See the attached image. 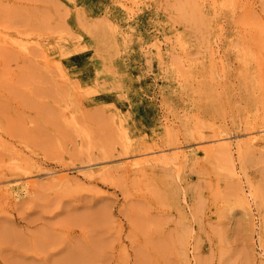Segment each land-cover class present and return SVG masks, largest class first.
I'll use <instances>...</instances> for the list:
<instances>
[{
    "label": "rangeland",
    "instance_id": "374dc122",
    "mask_svg": "<svg viewBox=\"0 0 264 264\" xmlns=\"http://www.w3.org/2000/svg\"><path fill=\"white\" fill-rule=\"evenodd\" d=\"M0 264H264V0H0Z\"/></svg>",
    "mask_w": 264,
    "mask_h": 264
},
{
    "label": "bare ground",
    "instance_id": "6f19581e",
    "mask_svg": "<svg viewBox=\"0 0 264 264\" xmlns=\"http://www.w3.org/2000/svg\"><path fill=\"white\" fill-rule=\"evenodd\" d=\"M153 1H154V0H153ZM117 3H118V2H117ZM132 4H133V3H132ZM131 6H132V5H131ZM184 7H185V6H184ZM130 9H131V8H130ZM183 10H184V9H183ZM128 11H129V10H128ZM131 13H132V12H131ZM236 19H237V18H236ZM240 19H241V18H240ZM65 27H66V26H65ZM112 28H113V27H112ZM70 29H71V28H70ZM58 31H59V30H58ZM20 37H21V36H20ZM23 37H24V36H23ZM25 38H26V37H25ZM27 38H30V37L27 36ZM7 39H8V37H7ZM22 39H23V38H22ZM38 39H39V38H38ZM15 40H16V39H15ZM15 40H14V41H15ZM44 40H45V39H44ZM15 42H17V44H19V43H18V40L15 41ZM20 42H21V41H20ZM31 42H32V41H31ZM41 42H42V41H41ZM35 43H36V42H35ZM14 44H15V43H14ZM178 44H179V43H178ZM180 44H181V43H180ZM19 45H20V44H19ZM22 45H23V44H22ZM22 45H20V46H22ZM40 45H41V44H40ZM27 46H28V45H27ZM29 46H30V45H29ZM29 46H28V47H29ZM30 47H31V46H30ZM24 48H25V47H24ZM245 50H246V49H245ZM41 51H42V50H41ZM42 52H43V51H42ZM42 52H41V53H42ZM262 52H263V51H262ZM43 55H44V54H43ZM43 55H42V56H43ZM42 56H41V58H42ZM177 58H178V57H177ZM39 59H40V57H39ZM43 59H44V58H43ZM44 60H46V59H44ZM47 60H48V59H47ZM182 61H183V59H182ZM184 63H185V62H184ZM218 63H219V62H218ZM41 69H42V68H41ZM43 69H44V68H43ZM45 70H46V67H45ZM50 74H51V73H50ZM54 74L57 75L55 72H54ZM57 76H58V75H57ZM66 86H67V84H66ZM141 86H142V85H141ZM68 87H69V86H68ZM69 88H70V87H69ZM139 88H140V87H139ZM143 88H144V87H143ZM70 90H71V88H70ZM70 90H69V91H70ZM69 91H68V94H69ZM70 92H72V91H70ZM79 95H80V94H79ZM149 96H150V93H149ZM71 99H72V98H71ZM66 100H67V99H66ZM68 101H69V100H67L66 102H68ZM63 103H65L64 100H63ZM61 104H62V102H61ZM61 104H59V105H61ZM65 104H66V103H65ZM59 105H58V106H59ZM62 105H63V104H62ZM67 105H69V104H67ZM58 106H57V107H58ZM65 106H66V105H65ZM59 107H60V106H59ZM70 107H71V106H70ZM77 107H79V106H77ZM73 108H75V107H73ZM73 108H72V109H73ZM59 109H60V108H59ZM67 109H68V108H66V109H64V110H67ZM70 109H71V108H70ZM72 111H74V110H72ZM61 112H62V110H61ZM67 112H69V109H68ZM67 112H66V113H67ZM66 113H65V114H66ZM62 114H63V113H62ZM62 114H61V115H62ZM75 114H76V113H75ZM77 114H78V112H77ZM77 114H76V116H77ZM72 115H73V114H72ZM63 116H64V114H63ZM65 116H67V115H65ZM74 118H75V117H74ZM133 118H134V117H133ZM71 119H72V118H71ZM72 120H73V119H72ZM132 120H133V119H132ZM64 121H65V120H64ZM73 122H74V121H73ZM75 122H76V121H75ZM77 122H78V121H77ZM66 123H67V122H66ZM78 124H79V123H78ZM75 125H76V123H75ZM121 125H122V124H121ZM77 126H78V125H77ZM79 126H80V125H79ZM71 128H72V127H71ZM73 128H74V126H73ZM76 128H77V127H76ZM78 128H79V127H78ZM85 128H86V127H85ZM79 129H80V128H79ZM83 129H84V127H83ZM73 130H74V129H73ZM196 130H197V129H196ZM77 131H78V130H77ZM79 131H80V130H79ZM79 131H78V132H79ZM86 131H87V129H86ZM82 133H83V132H82ZM80 134H81V133H80ZM83 135H84V134H83ZM86 135L89 136V134H87V133H86ZM86 135H85V136H86ZM220 135H221V134H220ZM255 143H256V142H255ZM256 144H257V143H256ZM255 146H256V145H255ZM201 152H202V150H201ZM168 162H169V161H168ZM18 171H20V170L18 169ZM111 171H113V170H111ZM88 175H89V174H88ZM110 175H111V172H110ZM66 179H67V178H66ZM71 181H72V180H71ZM56 183H57V182H56ZM48 184H49V183H48ZM54 184H55V183H54ZM61 184H62V183H61ZM61 184H59V185L61 186V190H63L64 187L62 188V185H61ZM63 184H64V183H63ZM75 184H76V183H75ZM77 184H78V183H77ZM77 184H76V185H77ZM79 185H81V184H79ZM56 186H58V185H56ZM54 187H55V186H54ZM58 187H59V186H58ZM82 187H83V186H82ZM82 187L80 186V187H78V188H82ZM69 188H70V187H69ZM75 188H76V187H75ZM59 190H60V189H59ZM76 190H77V189H76ZM71 191H74V190H71ZM63 192H64V191H62V193H63ZM65 192H66V191H65ZM68 193H69V192H68ZM182 250H183V249H182Z\"/></svg>",
    "mask_w": 264,
    "mask_h": 264
}]
</instances>
